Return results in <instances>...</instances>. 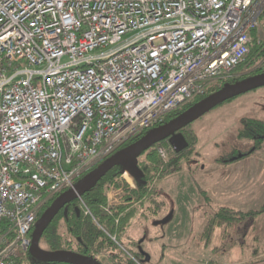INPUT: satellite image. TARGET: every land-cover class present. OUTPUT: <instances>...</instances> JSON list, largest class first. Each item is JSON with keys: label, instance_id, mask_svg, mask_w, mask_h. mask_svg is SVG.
I'll list each match as a JSON object with an SVG mask.
<instances>
[{"label": "built area", "instance_id": "1", "mask_svg": "<svg viewBox=\"0 0 264 264\" xmlns=\"http://www.w3.org/2000/svg\"><path fill=\"white\" fill-rule=\"evenodd\" d=\"M263 12L264 0H0V264L29 250L53 197L233 78ZM171 151L157 146L163 163ZM124 188L106 213L140 202Z\"/></svg>", "mask_w": 264, "mask_h": 264}, {"label": "rangeland", "instance_id": "2", "mask_svg": "<svg viewBox=\"0 0 264 264\" xmlns=\"http://www.w3.org/2000/svg\"><path fill=\"white\" fill-rule=\"evenodd\" d=\"M258 24L262 38L264 12ZM242 118L264 120V87L226 101L191 123L198 140L197 155L192 162L184 161L175 174L154 176L151 185L159 189L160 208L154 213V206L146 202L147 217H134L123 231L122 248L134 253L129 239L141 241L148 254V262L136 257L140 264H264V213L238 227L217 229L207 246L202 237L208 217L220 207L248 211L264 201V141L253 152L252 139L238 138ZM231 155L242 157L231 162L215 160ZM141 161H145L144 155ZM117 181L119 188L104 189L106 202L112 203L121 195L124 198V186L135 184L129 174ZM169 214L165 224L155 223ZM61 233L66 237L64 229ZM40 247L45 249L43 244ZM98 260L110 264L104 255Z\"/></svg>", "mask_w": 264, "mask_h": 264}, {"label": "trees", "instance_id": "3", "mask_svg": "<svg viewBox=\"0 0 264 264\" xmlns=\"http://www.w3.org/2000/svg\"><path fill=\"white\" fill-rule=\"evenodd\" d=\"M251 36L252 43L250 45L249 52L243 62H241L235 69L234 77L230 79L231 81L242 78L247 74L264 72L263 69L257 68L260 61L264 59V33L259 41H257L256 32L253 31ZM221 86L222 85L220 84L212 85L205 95L195 97L189 104H186L166 115L163 123L176 117L192 104L218 90ZM231 100L232 99L228 101ZM240 124L241 127L237 134L238 138L252 139L255 143V147L253 149V152H255L264 141V120L242 118ZM190 126L191 124L179 131L187 144L186 147L181 149L179 152L171 151L170 157L166 163H163L159 157L157 153V146L162 145L170 148V144L167 139L154 144L141 154V156H145V161H141L139 163L144 175L140 180H135L136 189L132 190L133 195H136L140 200L137 205L114 207L111 214L104 211L106 206L104 189L109 186L119 188L120 183L117 179L121 177L124 172L122 167L115 166L96 184L93 189L82 196L81 200L84 202L86 208L90 212V215H86L84 211L80 209V202L78 199L70 202L47 226L40 240V244H43V247L48 251L70 250L85 256L104 255L110 264H136L133 258L137 260V256L140 258L143 257L137 249L138 241L129 239L131 245L134 247V253H130L125 247L122 248L120 240H123V231L129 227L134 217H147L146 211L149 209L144 208V204L146 202L154 206V213H157V209L160 208V203L157 201L159 197V189L156 186L151 185L154 176L156 177L159 170H161L159 175L160 178L175 174L181 171L182 163L184 161L189 162L197 155V135ZM145 132L146 131H143L138 136L131 138L123 147L135 141ZM244 155L245 154H242V156ZM232 156L233 155L225 159L215 160L220 162H231L234 161L230 160ZM57 196L53 197L48 204L43 207L39 217ZM262 213H264V201L258 208L248 211L220 207L208 217L206 225L202 230V237L204 238L205 246L208 245L217 229L224 231L225 228L238 227V225H241L244 221L252 220L254 217H257ZM116 218H118V222H116ZM62 229L65 230L66 237L61 233ZM112 236L115 237V240H112ZM141 249L143 250L142 246ZM14 264L71 263L59 261L41 262L34 259L29 251H27L26 253L19 255L18 258L15 259Z\"/></svg>", "mask_w": 264, "mask_h": 264}, {"label": "water", "instance_id": "4", "mask_svg": "<svg viewBox=\"0 0 264 264\" xmlns=\"http://www.w3.org/2000/svg\"><path fill=\"white\" fill-rule=\"evenodd\" d=\"M260 87H264V72L247 77L235 83H225L218 90L195 102L176 117L146 131L135 141L103 160L95 168L76 181L72 189L59 194L43 211L37 219L31 233V243L28 250L31 256L41 262L59 261L71 264H102L93 256L81 255L70 250L48 251L40 247L39 243L45 229L59 211L65 208L70 202L82 198L85 193L93 189L115 166L122 167L124 172L129 173L135 180H140L144 175L139 166V158L143 152L164 139L168 140L173 151L179 152L187 145L179 132L182 128L191 124L220 104ZM238 157H241V155ZM170 218L171 214L155 223L165 224ZM138 251L141 256L144 257V261L148 262L149 256L141 249V246H138Z\"/></svg>", "mask_w": 264, "mask_h": 264}, {"label": "flooded vegetation", "instance_id": "5", "mask_svg": "<svg viewBox=\"0 0 264 264\" xmlns=\"http://www.w3.org/2000/svg\"><path fill=\"white\" fill-rule=\"evenodd\" d=\"M259 73H262V72H259ZM259 73H255V74H247V75H245L244 77L239 78V79H237V80H235V81H231V80H229V81H227V82H225V83H230V84H231V83H235V82H237V81H240V80H242V79H245V78H247V77H250V76H253V75H256V74H259ZM225 83H224V84H225ZM224 84H222V85H224ZM259 120H261V119H259ZM241 157H242V156H241ZM238 158H240V157L237 156V157L231 158V160H234V161H235V160H237ZM192 161H193V160H192ZM192 161H191V162H192ZM63 209H64V208H63ZM60 211H61V210H60ZM60 211H59V212H60ZM39 245H40V243H39ZM138 246H141V242H140V243L138 242L137 249H138ZM46 250H47V249H46ZM142 258H144V257H142Z\"/></svg>", "mask_w": 264, "mask_h": 264}, {"label": "bare ground", "instance_id": "6", "mask_svg": "<svg viewBox=\"0 0 264 264\" xmlns=\"http://www.w3.org/2000/svg\"><path fill=\"white\" fill-rule=\"evenodd\" d=\"M126 174H129V173H126ZM126 176V175H125Z\"/></svg>", "mask_w": 264, "mask_h": 264}]
</instances>
